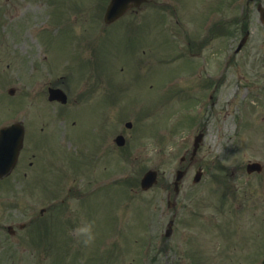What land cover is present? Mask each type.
<instances>
[{"label": "rangeland", "instance_id": "1", "mask_svg": "<svg viewBox=\"0 0 264 264\" xmlns=\"http://www.w3.org/2000/svg\"><path fill=\"white\" fill-rule=\"evenodd\" d=\"M109 1L0 0V124L22 120L44 138L43 127L54 130L41 147L49 190L0 193V222L31 221L47 204L53 216L13 238L0 229V264H260L264 24L256 3L150 0L111 26ZM50 85L64 88L67 104L46 98ZM101 122L113 136L127 131L129 154L107 155ZM198 132L196 162L170 207L166 183L188 163ZM258 162L262 170L249 173ZM148 169L160 181L143 191ZM111 173L120 181L104 183ZM87 221L96 224L91 247L69 235Z\"/></svg>", "mask_w": 264, "mask_h": 264}, {"label": "flooded vegetation", "instance_id": "2", "mask_svg": "<svg viewBox=\"0 0 264 264\" xmlns=\"http://www.w3.org/2000/svg\"><path fill=\"white\" fill-rule=\"evenodd\" d=\"M127 14L129 11L126 12ZM112 127L110 129L108 128H102L101 126L98 127L99 133L104 132L105 134V140L104 142L109 145V152H117L118 148L115 147V144L113 143V135L112 133L114 132ZM42 131L46 133L45 136L48 138H44V136H40L37 132H31L26 128L25 131V146H27V140L32 142V145L30 148H24L21 152L20 155V160L13 171L11 175L8 177H5L3 179H0L2 181V185L0 187V190L3 192H8V193H18V194H24V193H35V192H47L49 190V186L46 184V180L48 179L47 175V170L46 168L47 162L45 163L42 162V156L41 154L42 149L41 147L44 145L45 142L51 143L53 137H54V130L51 128L50 130H47L45 127L42 128ZM58 131V130H56ZM66 133V132H65ZM115 133V132H114ZM117 133V132H116ZM116 136V134H115ZM73 137H77V133L75 130H73ZM33 138V139H32ZM115 139V138H114ZM94 152H98V150H95ZM129 152V148L127 149V153ZM30 159V160H29ZM27 160H29L27 162ZM28 163V167L26 165ZM192 164V163H191ZM187 168V171L191 168V165H189ZM97 177L95 176L94 182H99V180L96 179ZM52 181H54L52 179ZM74 186L69 187L70 190H72ZM65 188V187H63ZM176 205V204H175ZM39 216L34 215L33 217H36V219L45 218L47 219L48 217H52V206L50 205H44L40 209ZM49 215V216H48ZM33 220V219H32ZM31 220V221H32ZM48 220V219H47ZM33 223V222H32ZM33 228L36 229L38 227L37 223H33ZM25 227H23L24 229ZM15 233V232H14Z\"/></svg>", "mask_w": 264, "mask_h": 264}, {"label": "water", "instance_id": "3", "mask_svg": "<svg viewBox=\"0 0 264 264\" xmlns=\"http://www.w3.org/2000/svg\"><path fill=\"white\" fill-rule=\"evenodd\" d=\"M141 1L142 0H112L109 6V9L107 11L106 20L107 21L115 20L128 7H131L132 5H135V4H140ZM259 9L262 13V20L264 21V9L261 6L259 7ZM246 39L247 37H244V39L240 43L239 48L243 46ZM50 92H51L50 99H61L62 101H66V96L60 89H51ZM129 126H131V123H129ZM8 130H11V131H8ZM6 131L8 133H6ZM1 134H3V137L0 139V165H3L5 163L7 164L5 165L6 170L0 169V174L4 173V171H9L16 163L18 151L21 147L22 140H23V128L15 124L11 127L4 128L1 131ZM13 134L14 136H12ZM199 140H200V137L197 138V141L195 143L194 152L196 151L198 147ZM248 169L249 170H253V169L260 170V165L258 163H255V164L249 165ZM181 175L182 174H179V178L181 177ZM155 182H156V172L148 171L147 173H145L142 179V186L143 188H149ZM263 264H264V261H263Z\"/></svg>", "mask_w": 264, "mask_h": 264}, {"label": "clouds", "instance_id": "4", "mask_svg": "<svg viewBox=\"0 0 264 264\" xmlns=\"http://www.w3.org/2000/svg\"><path fill=\"white\" fill-rule=\"evenodd\" d=\"M75 32L77 35L81 32L78 25L75 27ZM73 211H75V208H73ZM69 235H71L78 244H82L85 247H91L94 245L97 238L95 221L81 222L70 231Z\"/></svg>", "mask_w": 264, "mask_h": 264}]
</instances>
